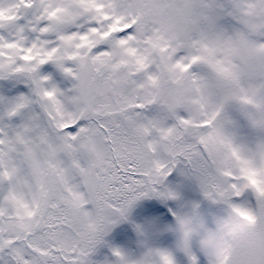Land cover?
I'll list each match as a JSON object with an SVG mask.
<instances>
[{
    "label": "snow or ice",
    "instance_id": "6c2138e0",
    "mask_svg": "<svg viewBox=\"0 0 264 264\" xmlns=\"http://www.w3.org/2000/svg\"><path fill=\"white\" fill-rule=\"evenodd\" d=\"M0 264H264V0H0Z\"/></svg>",
    "mask_w": 264,
    "mask_h": 264
},
{
    "label": "rangeland",
    "instance_id": "374dc122",
    "mask_svg": "<svg viewBox=\"0 0 264 264\" xmlns=\"http://www.w3.org/2000/svg\"><path fill=\"white\" fill-rule=\"evenodd\" d=\"M151 201H154L155 203L159 202L160 207L155 208L153 206L154 209H151L148 207L149 205L147 204H145L143 207L138 206V203L151 202ZM176 203H177L176 201H168V202L160 201L159 199L155 197L145 198L137 202L136 205L131 209L129 220L124 221L121 224L117 225L118 228L114 232L113 238H111L110 243L118 244L120 242L119 237H115V234L120 231L126 232L128 238L130 239V242L135 243V240L137 238V233L135 231L134 225L136 224L145 225L146 227H148L149 231L152 232L154 235H158L160 237H167L169 240H171L172 238H174L172 234L166 233V232H156V231L154 232L152 227L149 226L150 224L148 223V221H149V216H150L152 218H155L159 221L164 222L165 221L164 213L168 212V210L172 208V206ZM109 255H110V248L106 246L101 257L103 258V260H105Z\"/></svg>",
    "mask_w": 264,
    "mask_h": 264
},
{
    "label": "bare ground",
    "instance_id": "6f19581e",
    "mask_svg": "<svg viewBox=\"0 0 264 264\" xmlns=\"http://www.w3.org/2000/svg\"><path fill=\"white\" fill-rule=\"evenodd\" d=\"M174 183L176 185L180 186L181 189V196L183 198V202L184 203H188V202H199L201 208L203 209L206 205V202L204 201V205L201 204V194L199 193V191L195 188V185H188V182L184 181L182 177H177L176 181H174ZM154 209V208H153ZM156 222H162L159 221L155 218H152L149 216V221L148 223L150 224L149 226L152 227L153 231L155 232V224ZM116 228V227H115ZM122 232V231H120ZM175 238H172L171 240H174ZM106 245V244H105ZM104 245V247H105ZM98 261H104L103 258L101 257L100 259H98Z\"/></svg>",
    "mask_w": 264,
    "mask_h": 264
},
{
    "label": "clouds",
    "instance_id": "9594fccd",
    "mask_svg": "<svg viewBox=\"0 0 264 264\" xmlns=\"http://www.w3.org/2000/svg\"><path fill=\"white\" fill-rule=\"evenodd\" d=\"M234 255H235V253H234Z\"/></svg>",
    "mask_w": 264,
    "mask_h": 264
}]
</instances>
